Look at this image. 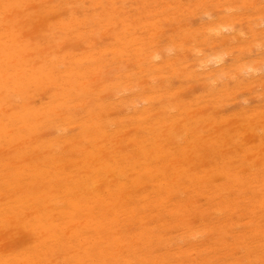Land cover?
I'll use <instances>...</instances> for the list:
<instances>
[{"label":"bare ground","instance_id":"bare-ground-1","mask_svg":"<svg viewBox=\"0 0 264 264\" xmlns=\"http://www.w3.org/2000/svg\"><path fill=\"white\" fill-rule=\"evenodd\" d=\"M207 1L0 0V264H151L147 244L156 242L141 229L143 246L133 247L126 206L137 195L172 199L147 184H176L182 169L196 177L192 163L211 165L210 145L222 146L219 163L241 167L248 180L264 178V118L226 109L249 88L264 87V54L243 66L229 45L222 49L230 39L262 50L264 26L253 16L264 15V0L251 1L253 15L215 19ZM229 1L218 6L232 8ZM224 76L236 85L219 86ZM195 87L218 92L194 96ZM225 187L209 186L208 194ZM198 227L186 232L187 247L206 251L212 246Z\"/></svg>","mask_w":264,"mask_h":264},{"label":"rangeland","instance_id":"rangeland-1","mask_svg":"<svg viewBox=\"0 0 264 264\" xmlns=\"http://www.w3.org/2000/svg\"><path fill=\"white\" fill-rule=\"evenodd\" d=\"M209 1L210 0L207 1L208 2L207 4L209 5L208 9L213 14L214 19L217 18L218 16H220V14H224L225 16L232 18L234 16V12L235 13H241V14H244L246 12H250V14H252L254 12L256 13V10L258 8V4L251 5V1H254V0H247L246 3H245L246 0L245 1L244 0H238V1H240V3H238V1L236 3V0H233V1L230 0L228 2V3H231V4H229V6L234 5L233 7H235V9L233 7H232L233 9L232 8H229V9L228 8H220V6H218L220 4L219 2L224 3L227 0H214L213 2H210V3H209ZM232 3H234V4H232ZM211 6H212V8L215 6L214 9L210 10ZM71 7H74V6H67V8H71ZM229 10H231V12ZM251 11H252V13H251ZM190 18L195 19L194 16H192ZM200 20L201 19L198 18V19L192 20V21H194L196 23V22H200ZM205 20H207V19H205ZM253 20L256 23H259V25H261L260 28H262V25L264 26V24H263L264 23L263 22L264 21V15H259V16L255 15V16H253ZM188 28L189 27H187V29H185V33L189 32ZM262 30H264V27L262 28ZM259 34H260L259 35L260 39L264 44V33H259ZM227 35H228V33L226 34V36ZM241 42H242V40L237 42V44H234V43H236L235 40L231 41L229 39L222 46V49L224 47L228 48L230 46L229 49H230L231 53H233L234 58L239 59V60L246 59V60H244L245 63L243 60L239 62V63L243 62L244 63V64L242 63L243 66L246 65L247 61L249 62V61H253L255 59L257 60V59L261 58L260 55L262 56L264 54V49H263L264 47L262 48V50H260V49L255 48V46H252V47L242 46L240 44ZM231 43H233L234 45ZM242 43H244V41ZM239 45H241L240 48H236V47H239ZM79 50H80V48H79ZM234 54H236V56ZM248 57L252 60L248 59ZM263 57H264V55H263ZM239 60H237V61H239ZM229 61L231 63H233V62L235 63V61L232 59L231 60L229 59ZM223 78L224 79L221 80V83L219 86L223 85L224 83L229 84L231 86L236 85V81L230 83L228 78L225 79V76ZM240 79H241V81H244V82L246 81L244 75H241L239 77V80ZM259 86L260 87L257 86L255 88H249V92L247 94L248 96L247 95L245 96V97H248V99H247L248 101L244 99L245 97L241 96L243 98H241V99L237 98L239 100L236 99L235 102L232 103V105L231 104L226 105L227 106L226 109H228V111H230L229 109H231V108H233L237 111H240V110L244 111L245 110L247 112L246 117L248 118V120H260V119L264 118V107H263V105H264V103H263L264 102V92L262 91V90H264V87L261 85H259ZM199 88H201V89H199ZM219 88L221 89L222 87H219ZM215 89L216 88H214V87L206 88V89L204 87H195L194 93L191 92V94H193L194 96H199L201 94H208L209 92H211L212 94H216L215 92H218V91H214ZM258 89L261 91H259ZM195 90H197V91L195 92ZM250 91L253 95L250 94ZM157 99H158V97H157ZM243 102H244V104H242ZM260 104H262V105H260ZM260 106L263 110L260 108ZM252 108H254V109H252ZM251 111H252V113H251ZM113 112L114 111H110L108 113L111 115V114H113ZM248 112H250V113H248ZM114 113L116 115H120V114L124 115L125 114V113H119L118 111H116ZM221 125H222V123H221ZM257 140H258V142L261 141L260 136L257 138ZM221 141L223 142L224 139H222ZM215 146L216 145H210V147H209L210 153L211 152L213 153V151L215 152L214 155L212 154V156L210 157L212 159V163H210L211 165H209V163H208L209 166L207 164L203 165L202 162L200 163L197 160H195L192 163L193 167H196V170L194 171V174H196V177L190 178L189 175L186 174V170L182 169L181 172L179 171V175L177 177L176 184H173V185H170L171 183L170 184H168V183L167 184H160V185H155V184H151V183L147 184L148 191H150V190L153 191L156 189H159V191H161V189H162V191L163 190L170 191L171 193H173L172 199L169 200V199L163 198V197L160 199L157 196L155 198L154 197H152V198L146 197L144 199H137L139 196V195H137L136 199H134L135 201L133 203L129 202L131 204L130 205L128 204L129 206H126L127 214L131 216L132 222H133L132 226L134 227L133 233L130 234V237H131L130 242L132 244H134L133 247L137 249L138 247H140V245H141V247L143 246L144 235H141V233L139 234V232H141L142 230H147V229L150 230L151 232H150V234H148L146 239H149V241L150 242L152 241V243L156 242L154 244H151V243L147 244L146 250L150 253L152 251L154 252V253L153 252L151 253V255H152L151 256L152 258L150 259L151 264H166V263L167 264H175V263L176 264H181V263L183 264L184 262H185L184 264H186V263L189 264V262H190V264H194V263L196 264L197 260H198L197 256L202 255V254L204 256V257L202 256L203 260H204V258H206V260H204V261L202 260L203 262H201L200 264H203V263L204 264H213V263L214 264H222V263H224V261H225L224 264H226V263L227 264H264V231H263L264 227L262 230L261 226H263V225H262V222H260V221H264V220H259L258 217H255V215H258V213H259V210H258L259 207L262 210H264V178H262L263 179L262 180V179H260L261 178L260 176L256 175L254 177L255 179H253V181H251V180L247 179L246 174H244L243 172H240V170L238 171L236 169V168H241V167L236 166L235 169L237 171H234L235 169L233 170L232 167H230V166H228L229 167L228 168L227 164L222 163V162L219 163L220 161H222V157H221V159H217V158H220V156L225 155V153L223 152L222 146L219 147V149L217 148V146L216 147ZM211 149H213V150H211ZM226 155L229 159H233V157H234V154L232 151H227ZM239 164L240 163H237V165H239ZM227 168L229 170L231 169V171H229ZM196 171L197 172L200 171V172H198V174H197ZM220 178H222V179L220 180ZM260 180H262V181H260ZM197 181H198V183H196ZM229 181H231V182L229 183ZM217 183H219L218 185H223L225 183L227 188L226 187L224 188L225 190L222 194H219L218 192H216V193H214L213 196H209V194H211L210 191H208L209 186H210V188H213V187L217 188L218 187ZM188 184H189V186H191V185L193 186V190H190L188 188L189 187ZM232 186L233 187L235 186V187L233 188ZM242 186H244V187H242ZM161 187H164V188H161ZM152 188H154V189H152ZM199 188H202L204 190V192L207 191V193L203 192L205 194L204 195L202 193V191H203L202 189H201V192H199ZM137 191H139V190H137ZM208 192H209V194H208ZM231 192H233V193L235 192V194H233ZM250 194L252 195V197ZM254 194H257V195H254ZM258 195H259V198H257ZM239 196H241V198ZM179 197H180V199H179ZM231 198H232V200L236 201V204L232 205L230 203L224 202V205H222V206L219 205L222 203L223 199L226 201L227 199L229 200ZM150 200H152V201H150ZM253 200H255V201H253ZM143 201H146V202L144 203ZM180 201H182V202L180 203ZM212 201H214V202H212ZM238 201H240V202H238ZM243 201H246V203ZM252 201H253V203H251ZM175 202H177V203H175ZM211 202H212L213 206H212ZM207 204H208V207L210 206L209 208L207 207ZM248 205H250L251 209L249 208ZM174 206H175V208H174ZM195 206H197V207H195ZM200 206L202 207V209ZM205 207H207V208H205ZM243 207H245V208H243ZM169 208H170V210H169ZM237 208H240V209H237ZM248 208L250 210H248ZM241 209L242 210L245 209V210L242 211ZM165 210H167V212ZM199 210H200V212H199ZM155 211H159V212L156 213ZM243 212H244V214H242ZM140 213H141V215H140ZM239 213H241V214H239ZM249 213H250V215H248ZM147 214L149 215V218H147L148 217ZM141 216L143 217V219H141L142 218ZM181 216H182V218H180ZM235 216H236V218H235ZM137 217L138 218L140 217L139 220H137L138 219ZM170 217H172V219ZM223 217L226 219L225 221L228 222V224H225V222H224V224L218 225L219 223H218L217 219L223 218ZM248 218H250V219L248 220ZM164 220H165V222L163 223L162 221H164ZM166 220H168V221H166ZM210 220H211L210 223H214L211 227L209 225ZM234 220H235V222H234ZM236 220H238V222ZM244 220H247V221H244ZM148 221H150V223H149V225H146L145 223ZM153 221L156 224H154ZM159 221H160V229H159V231H157L158 230L157 228H159L158 227ZM169 222H170V225L167 226L169 224ZM215 222H216V224H215ZM234 224H236V225H234ZM193 225H194V227H193ZM163 226H164V228H163ZM198 226L199 227L202 226V227L199 228ZM214 226L215 227L218 226L216 230H214L215 229ZM259 226H260V228H259ZM196 227H198L197 228L198 230L206 229L203 232L204 234H201V236H202L201 239L203 240L205 245L210 244L212 246V248H210V249L208 248L206 250L207 254H205L206 251H200L199 252V250L197 249V252H196L195 251L196 249H189L187 247L188 240L186 238V232H188V230H190L191 228H196ZM213 227H214V229H213ZM251 227H252V229H250L251 231L250 230L248 231V229ZM256 228H258V230ZM184 229H186V230H184ZM236 229H237V231H236ZM239 229H241V230L247 229L246 232H248V233L250 232V234L240 233L241 230L239 231ZM137 231H138V233H135ZM154 231H156V232H154ZM182 232L185 234H183ZM234 232H236V233L239 232L237 234V237H236V233L231 234ZM161 233H163L165 236ZM169 234H171V235H169ZM228 234H230V235H228ZM238 235L240 237H238ZM177 236L180 238L178 239ZM256 236H258V237L256 238ZM133 238L135 239V241H133ZM231 238H232V241L230 240ZM250 238L251 239L253 238V239L251 240ZM262 238H263V240H262ZM168 239H171V240H168ZM181 239L183 242H181ZM254 239H256V240L259 239L260 241L258 240L256 242H254L253 241ZM235 240L236 241L238 240V241L235 242ZM246 240H248L249 242H247ZM251 241L254 244V246L251 243ZM72 242L77 243V240L73 239L70 243H68V245L70 246L72 244ZM216 242H218V243H216ZM172 243H173V245H172ZM211 243H214V245ZM234 243H235V245H234ZM240 243H244V244L242 245ZM250 243H251V245H249ZM185 244H186V250L183 247ZM218 244H219V246H218ZM247 244H248V246L245 247V245H247ZM148 246H152V248L148 247ZM213 246L215 249L213 248ZM261 247H262V249H260ZM257 248H259V249H257ZM164 249L165 250L167 249V251H165ZM168 249H172V251L169 250V251H171V254H169L170 252L168 251ZM255 249L257 251H255ZM162 250H164L165 252H168V253H165ZM175 250H177V251H175ZM222 250L225 251V254H224V252H222ZM252 250L255 251V253ZM159 251H160V254L158 253ZM210 252H211L213 257L209 256L210 254H208V253H210ZM220 252L223 253V255ZM256 252H258V253H256ZM193 253H194V255H193ZM198 253H200V254H198ZM258 254H261V255H258ZM207 256H209V257H207ZM242 258H243V260H242ZM195 259H197V260H195ZM173 261H178V262L174 263ZM170 262H172V263H170Z\"/></svg>","mask_w":264,"mask_h":264}]
</instances>
